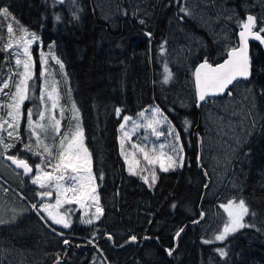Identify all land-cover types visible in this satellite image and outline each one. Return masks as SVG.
<instances>
[{
	"label": "trees",
	"instance_id": "trees-1",
	"mask_svg": "<svg viewBox=\"0 0 264 264\" xmlns=\"http://www.w3.org/2000/svg\"><path fill=\"white\" fill-rule=\"evenodd\" d=\"M246 4L253 9L247 11ZM192 5H196L193 16L179 11L181 6ZM5 6L11 15L0 17V45L10 40L16 43L26 36L19 28L23 25L39 37L36 43L42 38L51 46L63 64L65 85L71 101L81 112L85 144L92 156L104 209L103 216L92 225L80 223L78 214L70 229H62L68 239H62L57 255L59 264H95L97 257L109 264H264V52L261 46L251 45V80L239 81L231 89L238 95L239 85L249 86L259 126L239 151L225 191L233 199L245 200L250 212L256 213L245 220L255 226L242 228L223 241H215L208 234L211 215L221 205L216 201L221 190L217 192L206 162L205 114L204 109L198 110L194 85L195 68L205 59L213 65L224 61L227 51L238 41L237 21L246 19L252 12L259 24V18L264 17V3L260 0H179V3L177 0H75V3L65 0L60 4L53 0H0V8ZM74 13L78 20L73 19ZM225 21L233 28L228 36L224 35ZM9 24L13 35L8 33ZM181 45L186 51H182ZM35 56L38 57L37 53ZM165 64L172 73L167 84L162 83ZM35 79L38 82L33 98L23 107L25 122L29 106L35 105V111L42 109L38 70ZM6 97L0 95V100L5 101ZM152 106L159 107L180 133L184 161L183 167L176 170L158 172L156 184L150 188L141 175L129 174L120 150L119 126L124 116L135 118ZM116 108L121 109L119 116ZM185 120L190 122L187 131ZM65 130L66 120L61 133ZM25 135L23 138L27 139ZM36 157L40 163V157ZM12 184L29 200L23 189ZM202 212L204 220L194 223L201 219ZM7 228L4 226L0 231ZM181 228L183 231L177 237ZM132 236L138 240L135 246L130 245ZM64 240L69 244H64ZM204 240L214 242L205 244ZM8 242L0 236L1 256L8 254ZM53 246L54 241L46 239V249H41L45 256L35 257H44L47 264H57L53 250L50 251ZM218 248L227 255L221 258ZM168 249H174L172 255H168ZM17 262L10 260L8 264H23Z\"/></svg>",
	"mask_w": 264,
	"mask_h": 264
},
{
	"label": "snow or ice",
	"instance_id": "snow-or-ice-1",
	"mask_svg": "<svg viewBox=\"0 0 264 264\" xmlns=\"http://www.w3.org/2000/svg\"><path fill=\"white\" fill-rule=\"evenodd\" d=\"M54 3L63 4L65 0H53ZM75 3V0H72ZM179 3V0H177ZM187 2V0H186ZM261 3H264V0H260ZM196 5L192 6H181L179 11L184 13L186 16H193L194 9ZM0 15L8 16L9 13L8 7L0 8ZM57 21L60 20V17H56ZM73 19H79V16L75 13L73 14ZM183 19V17H181ZM231 19V17H228ZM18 23V22H17ZM141 24L144 23L143 20L140 21ZM237 27L241 30L238 33L239 40L236 45L232 46L227 51V58L223 63L213 66L209 63L207 59L201 63L194 72L195 76V87L197 95V107L200 106L201 102L208 103L209 97H215L218 95H224L225 93L228 96H232V91L229 86L233 85L234 82H237L240 79L247 80L251 75V62L248 56V44L249 39H254L260 41L264 44V17L259 18L252 14H248L246 19L238 20ZM20 31H22L27 37L21 36L16 43L15 48L11 43V40L8 44L4 45L0 50L8 51L11 50V55L15 57V64L17 69L22 65L23 71L14 70L11 67L8 68L9 76L7 80L0 78V94H3L8 97V101L0 100V108L8 109L6 115L7 119L0 115V159L11 161L17 169H23V175H28L31 178V183L33 185H38L40 189H51L53 187V181H55L56 189V204H43L37 208L36 204L32 205L33 209H36L38 214L39 212L46 213L48 219L52 221L53 224L60 225L64 229H68L72 226V218L69 215L73 211L71 208H67L63 213L57 211L56 209L61 207L63 204H84L86 200L94 201L95 213L91 216L81 217L80 223L85 225H92L94 221H98L101 216L104 214V209L100 203V197L97 192V185L94 183L96 177L92 172V159L91 154L88 149L84 146L83 138L84 133L83 129L79 123V109L76 107L75 103L71 104V111L73 113L71 119L76 120L75 131L65 132L61 135L60 132V123L61 119L64 117V106L59 104L60 95L53 84L51 90H48V79L46 76L47 59L44 52L40 53L41 56V73L40 78L43 81L41 86L40 101L44 106V111H39L35 113L38 116L37 120H33V109L27 110L26 124L28 131V140L25 142L24 138L20 135V122L24 117V112L22 107L26 100L33 98V93L35 90V80H34V64L31 54L32 44L39 39L35 32H29V30L23 25L19 26ZM258 29V30H257ZM8 33L13 32L12 25H8ZM149 37L151 33H146ZM163 49V45H161ZM51 49V46H50ZM23 57V58H21ZM8 58L6 57L5 60ZM55 59V57H53ZM57 64H60L61 69H63V64L57 59ZM3 68L0 67V74H2ZM164 76L162 83L167 84L172 79V73L169 71L167 65L164 66ZM16 76L17 79L13 80L12 77ZM32 82L31 84L29 82ZM11 82V85H10ZM14 88V91L11 90ZM4 89H10L8 92H4ZM46 97V99H45ZM247 99V97H245ZM51 102L50 107L49 103ZM60 108L59 118L55 115V110ZM254 107V105H253ZM45 111L49 112L46 123H41L45 121ZM117 116L120 115L121 109H115ZM145 112H150L151 115L146 119L144 124L134 123L133 131L135 129L143 127L145 128V134L143 136V141L147 142L149 140L148 129L151 130V135L155 136L157 139L161 136L172 137V142L168 145L161 143L159 145L160 149L168 148V153L165 154L161 152V155H166L167 165L165 163H160V171L167 172L169 170H176V168L183 167V144L181 143L180 133L175 130L174 126L171 124V121L168 120L167 116L159 109V107H153L151 109H146L139 113L140 117H145ZM231 115H237V113L232 112ZM252 117V113L248 112L245 114L244 119ZM123 122L119 126V130L123 133V136L129 137L131 133L126 130V125L131 119L128 116H124ZM216 120L219 122V126L223 128V116H217ZM243 122V121H242ZM241 122V123H242ZM167 125V131H161L160 126ZM185 131L190 127V122L188 120L184 121ZM255 125V119L253 118V126ZM7 126V127H5ZM231 127V124H229ZM39 129L40 132H37L36 129ZM49 129L55 133V136H60L59 142H55V137L53 138L54 142L52 144L44 143L48 137L46 133ZM2 133H6V136ZM40 133H45L43 138ZM35 137V143H33L32 138ZM20 143L22 145V150L26 152H32L33 155L40 157V163L35 165V175L33 173V166H31L26 159L19 158L17 154H9L10 150L16 147V144ZM123 139H121V154L123 155ZM43 145V150H40V146ZM133 148L137 147L136 143L132 144ZM148 145L141 144L139 150L144 153V158L148 159V151L146 148ZM153 151H155V146H152ZM55 160V164H53ZM127 162V157H125ZM47 168H53V171L67 173L69 169L73 173H86V175H73L68 179L70 181H75L76 183H69L67 185H62L59 183L61 179H64L63 175L54 176L52 172L47 171ZM129 174L136 175L137 173L132 170L131 166L129 167ZM207 175V173H205ZM99 179L103 180V174L101 173ZM141 179L145 184H149L150 188H153L158 179L155 171L151 173V182L149 183L148 176H141ZM207 187V185H205ZM72 192L73 195L68 197L65 195V199L62 201L60 199L61 193ZM37 196L43 199L44 197L51 198L53 192L51 190L39 191ZM175 204L172 205L175 208ZM224 212L227 213L228 219L225 221L223 226V231L215 235V241H223L230 233H234L242 228H251L255 225L247 222L245 220L246 216H255V212H250L248 205L246 204L243 198L239 200L231 199L227 203L221 204ZM204 213H201V219H203ZM43 219V217H42ZM3 222V220H0ZM194 223H199V221H194ZM55 231V229H53ZM96 231L92 233L93 238H95ZM183 231V228L176 233L177 237L180 235V232ZM58 235H63V233H57ZM109 240L112 239L111 235H108ZM149 239V237H145ZM131 241H136V237L132 236ZM92 240H89V243H92ZM214 242L213 240H204L203 243L208 244ZM64 244H69L68 240L63 241ZM174 249H168V255H172ZM221 258L227 255L226 251L222 248L216 249ZM59 264V261H57Z\"/></svg>",
	"mask_w": 264,
	"mask_h": 264
},
{
	"label": "rangeland",
	"instance_id": "rangeland-1",
	"mask_svg": "<svg viewBox=\"0 0 264 264\" xmlns=\"http://www.w3.org/2000/svg\"><path fill=\"white\" fill-rule=\"evenodd\" d=\"M244 7L247 11H251L253 9L249 4H246ZM215 12H216V9H215ZM224 15H227V14L224 13ZM1 16L4 17V15H0V17ZM227 17H230V15H228ZM205 23L207 24V21H205ZM210 23L211 22L208 20V24ZM224 23L226 25L224 35L228 36L230 32H232L233 28L231 25L227 24L226 21ZM210 27L212 28V25ZM13 33L14 32H12V35ZM25 38H30V37L25 36ZM40 39H41L40 41H38L37 43L35 41L31 46V54H32V60L34 64L33 71H34L35 87L37 86V82H38L37 79H35L37 70H38L39 75L41 73L40 53L44 52L46 54V59H47V65H45V68H46V76L48 79V90H51L53 84H55V87L57 88V91L59 92V95H60L59 104L64 106V109H65L64 117L63 119H61V123H60V132H62L64 123L66 120L65 132H68L70 134L71 132L75 131V126H76L77 121L71 119L73 115L71 111V104L73 101H71L69 90L66 87L65 82H64L63 69H61L60 64L56 63L57 57L55 55L53 48L51 47L50 49V46L46 45L42 38ZM16 43L13 42L12 44L13 48H15ZM180 48L182 49L183 52L186 51V49L184 48V45H181ZM9 51L11 53V50ZM36 53L38 57L35 56ZM53 57H55V59H53ZM174 57L176 58V55H174ZM9 67H11L14 70L23 71L22 65L17 69V66L15 64V57L13 58V62L11 63ZM14 78L17 79L16 76H14ZM42 83L43 81L41 80L40 90H41ZM237 94L238 95L232 93V96H226L224 98H219V99H208L210 102L205 103L201 107L202 111L204 109V114H205L206 130H204V134H205V141L207 143L205 146L206 154H207L206 162L209 164L210 171L214 177V186L218 189L217 192L221 190V193L218 194L216 198V201L221 202V204L227 203L229 200L233 199L230 197L231 195L227 196V193L225 191L229 187L228 185H229V182L231 180L233 170H234V163L238 159L239 155L241 154L239 153V151L242 149L243 145L249 142L252 136H254V134L257 133L258 126H259L258 125L259 115H258L257 108L253 100V93L251 92V89L249 88V86H247L246 84L239 85ZM245 97H247V99H245ZM26 102L27 100L24 102L23 107L25 106ZM48 103L50 107L51 102L49 101ZM40 104H41V101H40ZM41 106H42V109L40 111H44V106L42 104ZM23 107H22V111L24 112ZM153 107H157V106H152L149 109ZM28 109H33V112H34L33 120L34 121L37 120L38 116L35 115V113L39 111H35L36 106L35 105L29 106L27 110ZM7 111L8 109L6 108L2 109V113L0 112V115H3L7 119L8 118L6 115ZM232 112L237 113V115H231ZM248 112L252 113V117L248 119H244L245 114ZM59 114H60V108L58 107L55 110V115L59 118ZM163 114L165 115L164 112ZM49 115L50 113L45 111V121H42L41 123H46ZM150 115H151L150 112H145V117L143 118L140 117L139 115L135 118L130 117L131 119L126 125V130L129 133H131L130 138L123 136V133L120 131L119 143H120V150L122 152L121 139H123L124 143H123L122 157L124 161H125V157H127V162L125 161V163H126L128 172H129V167L131 166L132 170L137 173L136 175L148 176L149 180L151 181L152 171H155L156 175H158V172H160V163L163 162L165 163V165H167L166 155H161V152L167 154L169 150L167 147H165L164 149H160L159 145L161 143L165 145L170 144L172 142V137L165 135L157 139L155 136L151 135V130L148 129L147 132L149 134V140L147 142H144L143 136L146 131L145 128L140 127V128L135 129V131H133L134 123L144 124L146 122V119ZM217 116L224 117L223 128L219 126V122L216 120ZM253 118L255 119L254 126H253ZM79 123H80L81 128L83 129L80 111H79ZM229 124H231V127H229ZM160 130L166 132L167 125L160 126ZM19 131L22 137H24V134H26L25 136L27 139L25 140L27 141L28 131H27V124L25 122V113H24V117L21 119ZM36 131L40 132L38 128L36 129ZM65 132H63V134ZM83 133H84V129H83ZM2 134L6 135L5 133H2ZM40 135L43 138L45 133H40ZM46 135L48 138L44 140V143L52 144L54 142L53 140L54 137H55V142L56 143L59 142L60 136H55V133L52 131V129H49ZM32 140H33V143H35V137H33ZM83 143H84V146L87 148L85 144V136L83 138ZM133 143L137 144L136 148L132 147ZM145 143L148 145V147L146 148V150L148 151V155H149L148 159H145L144 153L139 150L140 145L145 144ZM153 145L155 146V151H153L152 149ZM40 150L41 151L43 150V145L40 146ZM27 153H32V152H27ZM91 159H92V156H91ZM53 164H55V161ZM0 169L2 171L7 172L10 177H14L15 179H18L20 175L23 176V174H21L20 172H17L16 170L11 168L6 163H0ZM46 170L49 172H52L54 176L63 175L64 179H61L59 181V183H61L62 185H67L69 183H73V184L76 183L75 181H70L68 179L70 176L86 175V173H79V174L73 173L71 172V169H69L67 173H63L62 170L60 172H55L53 171V168H47ZM92 172H93V163H92ZM20 181H23V180L20 179ZM52 183H53V187L51 189H45V190H51L53 192V196L51 197V199L47 197V204L55 205L57 194H56V189L54 185L56 182L53 181ZM94 183L97 185L96 179ZM30 184L32 183L30 182ZM32 186L38 187V185H33V184ZM8 190L11 192L10 193L11 200H8L7 198L0 196V206L1 205L5 206V209L4 208L0 209V220L7 217L6 211L9 210V208L7 207L9 201H13V205L15 207L16 204L21 202V200H25L22 193L18 191L16 188H14L15 191L12 189H8ZM97 192L99 194L98 186H97ZM65 195L68 197H71L73 193L72 192H67L66 194L61 193L60 199L62 201L65 199ZM54 199L55 201H53ZM67 208L73 209L72 211L73 213L70 212L72 213L70 215L72 218V222L75 219V216H77L78 214H80L81 217L87 218V216H91L95 213V205H94V201L92 200H86L83 205L79 203L71 204V205L63 204L61 207L57 208L56 210L63 213V211ZM16 211L17 210L15 208V212ZM41 215L43 218H45L43 214ZM227 219H228L227 213L224 212L223 208L221 207L215 208L214 215L213 216L211 215V220L209 224L210 229L208 233L210 236L213 237V239L215 235L223 231V226ZM222 220H224L223 223H222ZM60 227L63 228L62 226ZM234 233H230L228 236ZM63 237L68 239L67 238L68 236L65 233H63ZM130 245L134 246V242H131ZM3 251H4L3 253H5L7 250L5 251L3 249ZM9 261L10 259L8 257V254L7 255L4 254V256L0 255L1 264H8ZM95 264H107V263L104 261L103 258L97 257L95 260Z\"/></svg>",
	"mask_w": 264,
	"mask_h": 264
},
{
	"label": "flooded vegetation",
	"instance_id": "flooded-vegetation-1",
	"mask_svg": "<svg viewBox=\"0 0 264 264\" xmlns=\"http://www.w3.org/2000/svg\"><path fill=\"white\" fill-rule=\"evenodd\" d=\"M0 48L3 46L0 45ZM8 58L5 60V58ZM13 62V57L8 50L3 51L0 50V67L3 68L2 74H0V78L7 80L9 76L8 68ZM15 80L14 76L12 77ZM11 85V82H10ZM8 92L10 89H4ZM14 91V88H11ZM3 95V94H0ZM8 101V97L6 100ZM6 136V135H5ZM25 140V139H24ZM12 152V153H11ZM11 154H17L19 158H24L27 162L33 166L34 175H35V165L38 164L39 158L36 155L24 154L22 150V145L17 146L10 150ZM0 163H6L5 160L0 159ZM4 167V166H3ZM5 168V167H4ZM6 169V168H5ZM22 179L23 181H20ZM24 178L23 176H19L18 179L14 177H10L7 172L2 171L0 169V196L11 200L10 191L8 189L13 188V184L17 185L20 189H23L28 196L29 200H21L20 203L16 204L14 207L13 201H9L7 207L9 208L7 213V217L3 218V222H0V228L4 226H8L6 231H0V236H3L8 239L7 244V253L9 259L12 262L23 263V264H47V261L44 257L38 258L39 254L45 253L41 249L44 248V244L46 243V239H50L54 241L53 248L50 247V251L53 250L55 254V261L57 262V255L59 250L62 248V235H58L57 233H62V229L60 226L53 224L50 219H48L47 215L44 212H37L36 209L32 208L33 204L37 205L39 208L43 204H47V197L41 199V197L37 196V192L45 191V189H40L39 187L32 186L30 184L31 179ZM51 199V198H49ZM7 201V200H5ZM55 201V199L53 200ZM5 206H0V209ZM16 208V212H15ZM45 218L42 219V215ZM55 229V231H53Z\"/></svg>",
	"mask_w": 264,
	"mask_h": 264
},
{
	"label": "water",
	"instance_id": "water-1",
	"mask_svg": "<svg viewBox=\"0 0 264 264\" xmlns=\"http://www.w3.org/2000/svg\"><path fill=\"white\" fill-rule=\"evenodd\" d=\"M249 14H252V15H254L253 13H249ZM256 16V15H255ZM241 30V29H240ZM239 33V32H238ZM263 35V34H262ZM237 38H238V40H239V36L237 35ZM253 43H257V44H259L260 46H261V48H262V50H263V52H264V44H262L260 41H257V40H254V39H249V44H248V56H249V58H250V62H251V45L253 44ZM227 58V57H226ZM224 61H222L221 63H223ZM203 63V62H202ZM201 64V63H200ZM199 64V65H200ZM220 64V63H219ZM198 65V66H199ZM217 65V64H216ZM197 66V67H198ZM213 66H215V65H213ZM196 67V68H197ZM195 68V69H196ZM251 75H250V77H249V79H247V80H244V79H240V80H238L237 82H239V81H250L251 80V78H252V75H253V71H252V67H251ZM195 72V71H194ZM237 82H234V84L233 85H230L229 86V88H230V90L234 87V85L237 83ZM194 85H195V76H194ZM195 91H196V87H195ZM226 96H228L226 93L224 94V95H218V96H215V97H209L208 99H219V98H224V97H226ZM196 97H197V95H196ZM205 103H203V102H201V104H200V106L198 107V110H199V112H200V110H201V107L204 105ZM200 157H202V145H201V143H200ZM14 170H16L17 172H20V173H23V169H17L16 167H15V165H13L12 163H11V161H8V160H5ZM32 175H34V169H33V173H32ZM26 178H30V176H28V175H24ZM204 220V216H203V219H201V220H199V222H202ZM132 242H134V246L135 245H137L138 244V240L136 239V241H132Z\"/></svg>",
	"mask_w": 264,
	"mask_h": 264
},
{
	"label": "bare ground",
	"instance_id": "bare-ground-1",
	"mask_svg": "<svg viewBox=\"0 0 264 264\" xmlns=\"http://www.w3.org/2000/svg\"><path fill=\"white\" fill-rule=\"evenodd\" d=\"M12 190H14V188H12ZM15 191V190H14ZM132 241L130 240V243H131Z\"/></svg>",
	"mask_w": 264,
	"mask_h": 264
}]
</instances>
